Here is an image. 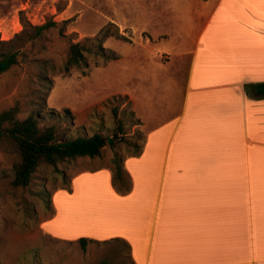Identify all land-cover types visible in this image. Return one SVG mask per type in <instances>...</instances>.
Returning a JSON list of instances; mask_svg holds the SVG:
<instances>
[{
    "label": "crops",
    "instance_id": "crops-1",
    "mask_svg": "<svg viewBox=\"0 0 264 264\" xmlns=\"http://www.w3.org/2000/svg\"><path fill=\"white\" fill-rule=\"evenodd\" d=\"M181 1L191 21L202 27L189 47L179 43L171 53L188 63L179 113L159 121L146 133L141 153L124 159L130 191L115 189L108 166L80 172L70 182L71 192L52 194L56 211L42 228L62 240L87 237L105 244L118 238L125 248L130 245V264H264V97L247 94L245 87L264 81V0H215L213 7L211 0ZM140 2L143 25L150 20L164 25V13L176 26L183 20L179 11L171 12L178 0ZM108 19L132 31H148L147 48L166 40L160 33H169L153 34L127 15ZM8 21L2 19L0 26H10ZM177 37L183 41L185 35ZM96 176L106 180L110 199L96 182L85 190L90 199L80 198L91 205L73 215L97 227L66 233L67 209L59 220L62 230H56L60 194L65 203L81 193L85 179Z\"/></svg>",
    "mask_w": 264,
    "mask_h": 264
},
{
    "label": "rangeland",
    "instance_id": "rangeland-1",
    "mask_svg": "<svg viewBox=\"0 0 264 264\" xmlns=\"http://www.w3.org/2000/svg\"><path fill=\"white\" fill-rule=\"evenodd\" d=\"M204 1L200 0L201 4ZM178 2L171 12L179 11L177 16L183 20L176 19V26L164 13V25L157 26L153 20L149 25L141 24L145 9L140 0H0V22L6 18L10 24L0 26V40L6 42L0 44V50L9 47L8 43L23 30L24 21L34 25L56 22L36 43L25 44L20 62L0 74V113L17 108L20 118L36 115L40 124H55L68 138L101 133L109 139L100 157L84 156L56 166L40 165L26 186L12 184L16 157L0 148V264H130L123 244L89 241L83 248L77 240L53 238L44 231L42 222L56 211L51 194L61 189L71 192L73 176L110 167L115 154L124 159L135 154L146 133L159 121L179 113L188 63L178 62L171 53L179 43L189 47L202 26L192 22L188 7L183 1ZM215 3L211 0L209 6ZM117 13L136 19L138 26H148L153 34L167 30L169 40V33L162 32L159 38L166 40L147 48L149 32L116 26L108 17ZM172 27L177 28L176 33L169 29ZM177 33H184L183 41H178ZM79 41L89 46L93 42V50H98L86 53L85 64L64 72L62 66L68 59L70 45ZM95 44H101L109 57L116 54L117 59H108ZM45 61L49 62L47 73L52 80L48 92L41 80ZM118 120L122 121L123 130ZM96 182L101 183L103 195L110 199L103 177L85 179L78 196L62 203L60 194L56 201L61 209L56 230H62L60 221L67 209L70 213L65 219L66 233L91 232L97 227L95 221L83 223L78 215H73L78 214L79 207L91 205V200L80 198L90 199L85 190ZM90 214L88 217L94 220ZM121 247L122 255L118 253Z\"/></svg>",
    "mask_w": 264,
    "mask_h": 264
},
{
    "label": "trees",
    "instance_id": "trees-1",
    "mask_svg": "<svg viewBox=\"0 0 264 264\" xmlns=\"http://www.w3.org/2000/svg\"><path fill=\"white\" fill-rule=\"evenodd\" d=\"M24 28L15 38L8 43L7 46L0 50V74L10 70L14 65L20 62L22 56L21 48L28 43H36L44 32L56 25L55 21H48L44 24L34 25L28 21H24ZM106 32H108L106 30ZM107 35V33H106ZM89 41V39H87ZM101 41V40H100ZM6 42L0 40V44ZM6 45V44H5ZM92 46L87 45V42H73L70 45L68 59L64 62L62 69L64 72L70 71L75 66H80L86 63V53L93 52ZM99 45V46H98ZM100 47L104 56L108 59H117V55L108 56V53L101 44H95ZM46 67L42 68V85L48 92L52 80L49 78ZM247 94L252 91L258 97H264V81L252 82L246 84ZM43 96V100L45 99ZM17 108L6 109L0 113V148L7 150L16 157L14 164L15 176L12 180L14 186H26L30 183L34 172L42 164H51L56 166L58 163L65 160H72L78 157L88 156L91 158L100 157L102 150L108 143L106 136L101 133H94L91 136H76L68 138L65 132H61L55 124L42 125L38 121L36 115H29L25 118L18 116ZM115 114L116 111H115ZM119 128L123 130L122 121L118 120ZM143 150V144L139 150L133 154L137 156ZM112 170V182L115 189L124 194L131 190L130 177L124 166V158L115 154L110 166ZM52 197V194H51ZM77 241L85 248L89 241H96L87 237H81ZM120 240L113 238L105 240V244H117ZM127 249L130 248L128 243H125ZM134 264V263H132Z\"/></svg>",
    "mask_w": 264,
    "mask_h": 264
}]
</instances>
